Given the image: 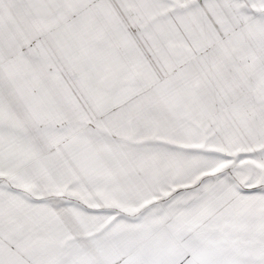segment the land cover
Instances as JSON below:
<instances>
[{"label": "snow or ice", "instance_id": "snow-or-ice-1", "mask_svg": "<svg viewBox=\"0 0 264 264\" xmlns=\"http://www.w3.org/2000/svg\"><path fill=\"white\" fill-rule=\"evenodd\" d=\"M0 264H264V0H0Z\"/></svg>", "mask_w": 264, "mask_h": 264}]
</instances>
